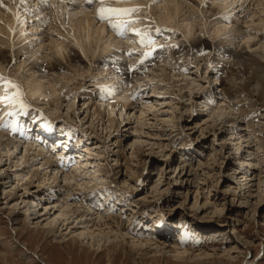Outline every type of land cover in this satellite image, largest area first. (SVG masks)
I'll return each mask as SVG.
<instances>
[{
	"label": "rangeland",
	"instance_id": "374dc122",
	"mask_svg": "<svg viewBox=\"0 0 264 264\" xmlns=\"http://www.w3.org/2000/svg\"><path fill=\"white\" fill-rule=\"evenodd\" d=\"M215 1L222 4L219 0ZM176 2L182 7L181 13L175 17L174 8L175 5L178 6ZM191 4L186 0H158L151 8L154 9L155 19L163 24H170L165 22L167 15L175 17L172 18V24L176 26L181 25V17L187 19L193 30L191 38H188L191 44H203L201 40L208 37L218 43V46H213L218 47L217 49L229 48L231 44L234 46V55H228L231 56L228 58L229 64L217 73L218 83L212 77L215 74L207 71V63L204 62L205 54L209 53L191 51L189 56L173 57L169 61L171 64L163 62V66L157 64L146 69L141 77L144 78L147 74L149 77L141 82L143 89L140 98L136 99L135 104L128 103L130 107H126L122 114L120 110L123 109V101L117 102L120 105L115 102L117 105L111 110L107 105L104 107L111 100L103 102L100 98L102 102H99L96 99V103L93 100L95 104L92 105L93 102L91 99L89 101L86 93H83L85 97L78 102L76 98L75 102L63 99L62 104H57L52 101L55 99L53 98L49 100L52 106L38 104L55 119L71 121L80 128L83 134H76L79 137L77 141L81 140L80 137L86 139L81 153L86 147L89 155L80 154V159L74 161H86L83 165L90 169H83L81 175L77 172L78 176L72 173V178L71 173L66 174L68 183H63L59 178L60 180L56 179L59 184H51L53 173L49 174V170L41 171L29 183L28 191L44 195L40 197H43L41 204L56 206L60 202L64 206L71 203L69 200L73 195L76 199L72 198V203H82L79 204L81 207L77 209V214L84 213L85 207L93 206L94 198L113 200L109 202L112 209L108 205L101 207V210L94 212L96 215H92L89 222L96 226L91 230L93 237L95 234L98 236L94 238L96 240L100 239L99 236L104 239L107 234L108 241L114 242V235L109 230L122 232L127 237L124 243H118L119 251L112 253L114 262L110 264H264V57L257 54L264 42V30L261 29L260 36H256L254 42L250 43L253 53L246 49L245 43L249 34L255 35L257 32L252 29L255 22L257 27L262 28L259 20L264 19V15L259 11L260 7H253L254 10L251 8L250 13L248 11L246 14L252 17L256 12L255 17L247 19L246 25L237 23L242 29L230 27L225 35L213 40V33L221 25L216 22L207 25L210 20L205 22V26L200 20L202 16L210 19V13H207L209 11L203 9L201 16ZM252 11H255L253 15ZM89 14L90 10L87 15L72 14L76 25L65 20L61 12L57 17L62 24L68 23V28L70 24L77 27L75 35L83 36L81 26L85 19L92 20ZM240 16L238 13V21L242 18ZM52 18L54 21V16ZM95 25L98 24L94 23V27ZM54 31L55 34L52 35L58 38L57 31ZM181 31L185 32L183 29ZM164 34L170 37L169 33ZM106 35L108 34L105 37ZM184 35L186 37L185 33ZM182 37L183 35H177L173 40L179 43ZM107 39H101L102 43L99 42V45H103ZM205 42L207 41H204L203 47L208 43ZM217 49L212 50L218 51ZM243 52H249L250 56L241 60L235 58ZM221 53H211L216 54L217 66L224 59ZM111 60L116 61L112 57ZM85 61L86 65H90ZM241 61L247 62L244 64ZM77 63L73 65L79 73L75 76L73 69L46 73L44 81L49 86L44 90L48 92L50 87L60 89L62 85H66L68 89L87 87L89 94L94 93L95 85H101V80L98 79L102 77V73L99 72L100 76L97 72L95 75V71L83 72L82 67H78L84 65ZM116 63V67H119L117 61ZM185 68L187 71H184ZM14 69L11 66L10 70ZM18 70L17 75H20L25 68L20 66ZM94 77L97 78L91 81ZM66 78L70 81H66ZM61 95L59 97L63 98ZM121 95L114 98L119 101L120 98L117 97ZM95 106L102 117L95 113ZM75 109L77 114L73 116ZM2 139L5 143L9 140L16 141L5 137ZM23 144L16 142L17 152L20 150L22 153ZM32 158L31 156L28 160ZM250 159L253 161L251 169L245 168L243 165L249 164L247 161ZM31 160L29 164L37 163L34 158L36 163ZM241 160L246 163L241 164ZM12 161L17 160L13 158ZM75 162L68 163H72V166L74 163L75 166ZM91 162L94 167H89ZM8 173L9 175L0 176V254L7 256L8 264H108V252L102 250L103 247L89 246V241L77 240L70 235L62 237V234L68 233L66 231L60 233L59 230L56 239H53L46 236L39 229L40 226L33 229L31 223L35 221L32 218H37V211L42 212L41 204L37 208L27 204L25 209L15 211L14 204L23 200L25 191L12 190L15 187L14 176L11 172ZM43 174L46 178L42 181L40 178L45 177ZM246 176L252 180L247 185V181L244 182ZM41 182H45V185L41 186ZM6 192H9L8 197ZM88 192L92 193L89 197ZM38 198L36 203L39 202ZM22 205L26 204L20 206ZM59 209L60 207L57 210ZM19 212L21 215L17 216L18 220L13 221L10 216ZM100 216L104 219H96ZM87 218L85 220L89 221ZM79 220L80 218L75 222ZM102 224H107L110 229L101 226ZM130 238L149 245L137 246L130 243ZM69 239L71 242L59 244ZM145 239L146 242L142 241ZM72 240L76 242L72 243ZM167 245L172 252L165 248ZM236 247H239L238 253L227 254ZM130 248L135 251L131 253ZM174 250L193 254L203 251L212 257L207 261H199L200 257L195 255H188L186 258V254L178 258L175 257Z\"/></svg>",
	"mask_w": 264,
	"mask_h": 264
},
{
	"label": "bare ground",
	"instance_id": "6f19581e",
	"mask_svg": "<svg viewBox=\"0 0 264 264\" xmlns=\"http://www.w3.org/2000/svg\"><path fill=\"white\" fill-rule=\"evenodd\" d=\"M164 1H168V0H164ZM186 1L189 3L192 2V4L194 5L193 8L195 9V12L197 14H200L201 16L203 15L202 14L203 8L201 6H202V2L204 0H186ZM208 1H209V3H206L205 5L207 7V11H209V13H210L211 18L205 19V17L202 16L200 21L205 23V22L211 20V22L207 23V25H209L212 22H214V23L216 22V24H220L222 27V28L220 27L219 30H217L215 33H213L214 34L213 40L214 39L216 40V38H219L221 35H223L226 30H229L230 27L235 26L237 28L239 27V29H242V27L238 26L237 23H241V24H245V25L248 24L247 19L255 17V15H256L255 11H252L251 15H253L254 14L253 12H255V14L252 17H249V15L246 14V13H248V11L250 13L251 8L254 10L253 7H255V8L260 7L259 11L261 10V14L264 15V0H228V2H226L224 0H219V3H222V4H218V2H216L215 0H208ZM146 2L148 3L149 0H146ZM138 3H140V2H138ZM178 3L179 2H176V4H178ZM132 4H135V2L134 1H128L125 3L115 2L114 6L119 9V8H124L125 5H132ZM153 5H154V3H152V6ZM149 6L151 7V3H149ZM181 7L182 6L180 4H178V6L175 5V8H174V9H176L175 15H174L175 17L181 13L180 12ZM155 9H157V8L155 7ZM234 9L237 10V14L238 13L241 14L240 17H242V18H239V21L237 19L238 17L236 15H234V13H233ZM151 10H152V8H151ZM55 11H56L55 15H54V18L56 19L55 21L59 20V17H57V16H59L58 14H60V12L62 11L63 12L62 15L64 13L68 14V18H67L68 22H74L72 24H75V21H73L74 18L72 17V14L79 13V14H86L87 15L88 9L87 8H83V9L82 8H72L71 10L66 11V8H65V9L60 11V9L58 8ZM192 11H194V10L192 9ZM147 13L149 15L151 13L153 14L154 10L152 12L149 9L147 11ZM217 14H219L220 16ZM215 15H217V16H215ZM175 17H172V18L175 19ZM0 18H3V17L1 16ZM172 18L167 15V18H165V22L170 23L168 25H172L177 29H183L185 31L184 33L186 34V38H191L193 30L190 28V23H188L186 21L187 19L181 17V19H182L181 25L176 26V24L175 25L172 24ZM212 18H214V19H212ZM199 19H200V17H199ZM77 20H78V18H77ZM252 21L255 22V20H253V19H252ZM58 22H59V24L61 23L60 20ZM259 22H260V25L262 26V28L257 27L258 24H256V22H255L254 28H252V29L255 32L257 31L260 33L256 32L255 35H254V33H252L253 35L249 34L247 40L245 41L246 49L251 50V52H252L253 47L250 46V43L254 42V39H256L255 38L256 36L257 37L260 36L259 34H261V31H260L261 29H262V31L264 30V19H260ZM178 23H180V22H178ZM230 24H232V26H229ZM204 25L206 26V23ZM21 26H22V21L18 22V25L16 27H14L13 25H10V24L8 25L6 23L0 24V70L3 71L2 74H4V76H6L3 78L9 80V82H10V84H7V80L0 82V97H3L5 95L16 96V98H17L16 107L20 108L21 106H25V103L30 102L31 100H33L32 102H34L33 107L36 106L38 108V104H40V106H42L43 104L52 106L50 104L51 101H49V100H51L53 98H55L56 101H55V99L52 101L56 102L57 104H62L61 102L63 101V99H65V100L68 99L67 102H69L70 100H72V102H75V98H77V97L73 96L74 93L72 94L71 97L65 98L67 96V93L65 91L64 94H62L64 97L62 95L61 96L63 98L59 97V91L65 88V86L62 85L63 83L61 84L62 86L60 87V89H57L55 87H50L48 89V92L46 90H44L46 88V86L48 85L47 84L48 82L46 83L44 81V80H46L44 78L46 77V73H48V72H52V74H53L54 71H58V70L64 71V69H66V70H68V69L72 70L73 69V72H75L74 73V76H75V75L79 74V73H77L78 70L74 67L75 66L74 63H77V61H78L79 65H81V64L84 65V66L76 65V66H79L78 69L80 67H82L81 69L84 70V71L82 70L83 72L92 71V73H94L93 71H95V75H97V73L99 75L102 72L105 73L109 67H114V68L119 69L121 66L120 64H118L119 67H116V65H117L116 61H112L111 58L109 56H107V54H109L114 49H120L121 47H120V44L116 43V41H113L111 39V36L106 35V37H105L106 32L104 29V25L102 23H99L97 26L95 25V27H94V23L92 22V20H90L89 18L85 19L84 23L81 26V31L83 32V36L75 35L77 27L75 28L73 25L71 26V24H70L69 28L68 27L66 28V32L68 33L66 36L68 38L64 35L63 32L55 29L56 27L54 24H51L49 27H45L39 33H32V34L26 33V29H24L23 26L22 27ZM133 26L135 27V24ZM255 27H257V28H255ZM36 28H31V29H36ZM53 30H56L58 33L57 35H59L60 37H63L62 38L63 40L59 36L57 38V36L55 37L54 35H52ZM103 38H106V39L108 38L106 40L107 42H105L103 45H99V42H101V39H103ZM110 40H111V43H109ZM112 41L114 44H117L118 46H115L112 43ZM217 48L213 47L214 50H216ZM49 50H52L50 52L51 54L48 53ZM217 50H218V52L221 51L222 55H223V53L227 54V55H230V54L234 55L233 50L228 48V47H223V48L220 47ZM117 54L118 53H116V52H112L111 57H113V56L115 57V55L119 56ZM257 54L264 57V42L261 44L260 52ZM245 56H250V53L249 52H245V53L243 52V54L242 53L237 54L235 58L241 60V59H245ZM152 57H153V55L149 56L146 59V61L150 62ZM85 60H87L90 65H86L87 63ZM12 61H14L13 62L14 66L11 64ZM216 62H218V60H216ZM241 62L244 63L243 61H241ZM246 62L247 61H245L244 64H246ZM258 63L260 64V62H258ZM9 64H11V65L8 66ZM224 65H226V64L219 62L217 67L219 69V68H221V66H224ZM11 66H12V68L15 67V69L10 70ZM20 66H23V68H25V70L20 75L16 76L17 71H19L18 69ZM207 67H208V64H207ZM5 69H7V70L5 71ZM10 71H12V73ZM36 74L38 76H36ZM122 75L125 76V74H122ZM14 76H16V77H14ZM68 79L66 78V81H68ZM263 82H264V80H263ZM219 83L221 84L222 80H220ZM99 84L102 85L103 89L105 88V91L110 92L113 90V88H112L113 80L111 78H106L104 80H101V83L99 82ZM229 89H231V88H229ZM87 94L89 95V97H88L89 101L91 99L93 102L92 105H94L96 103V101L94 103V101H93L94 98L92 97L93 93H90V94L87 93ZM26 97H29V98H26ZM103 97L101 95L102 101L106 102V100H108L107 96L105 97L107 99H103ZM117 98H120V100L122 99L121 101L119 100L118 102L123 101V103H124V105H122V107H121L123 109L120 110L121 113L119 112L120 114H122V111H124L126 107L129 108L130 105H127L128 104L127 96L125 94H122L121 97H117ZM76 101L78 102V100H76ZM98 101L102 102L100 100V98ZM109 104H111V106ZM105 105L109 106L110 109L113 110V108L115 107L114 105H116V104H115V101H111V102H106V104H104V107L106 108ZM12 108H13L12 106H6L4 104H0V122H1V119L3 117H5L8 112L12 111L11 110ZM107 111H110V110H107ZM19 112H20V110L16 111L14 113V117L21 116L22 114H18ZM76 112L77 111L75 109L73 111V116H75V114H77ZM95 113L96 114L98 113L99 116L102 117V113H100L98 107L95 108ZM221 113H222V115L224 114V112H221ZM25 115H26L27 120L30 121V120H32V117L34 118L36 116H39V113H37L35 111H31V113L29 112L28 114H25ZM93 115H94V113H93ZM8 118H9V116L6 119L7 121H2L0 123V150H1L0 151V164H2L0 166V169H1L0 176L3 177L6 175H9L8 171L11 172L12 176H14V182H15V187L12 190L22 189L25 191L23 194V200L21 202H15V204H14V206L16 207L15 211H18L20 209H25L27 204H30L31 207H35V208H37L41 204L40 201L43 200V197L42 198H40V197L44 196V195H36L37 194L36 192L28 191V189L30 188L29 183H32V181H33L32 179L34 177L37 178V175L39 172L41 173V171L49 170V174L53 173L51 184H55V183L59 184V181L56 180L59 178L62 179L63 183H66V182L68 183L69 179H67L68 177H66V174L68 175L69 173H71V176L70 175L69 176L72 178L73 177L72 173H73V175H74V173L77 175V172H78V174L81 175L82 171H84V170L88 171L90 169V168L87 169L86 166L84 167L83 163H86V161H84L82 163L80 161L75 162L74 160L66 159L67 158L66 155L63 154L64 150H59V149L57 150L56 149V150H52V151L48 152L46 149L43 148L47 144H45L43 146L38 145V146L34 147L33 145H37V144H33L32 142L35 141V139H32L30 137L27 138V141L24 144L22 143L23 144L22 153L20 152V150L17 152L16 148H18V146H16L15 144H16V142H20V139L10 137L9 139H14L16 141L12 142V140H9V141H7V143H5L2 139L4 137L3 135L7 133L6 131H9L10 135L16 136L18 134V132L26 133V130H29L30 128H29V126H27L26 128H25V126L15 127V126H13L12 120L9 121L10 119H8ZM211 118H213V117H211ZM214 118H215V116H214ZM221 118L223 119L224 116H222ZM39 119H40V121L36 122V124L37 125L38 124L44 125L45 119H43V118H39ZM112 121L115 122V120H113V119H112ZM117 122H118V120H117ZM5 125H7V126L5 127ZM28 125H29V123H28ZM1 128L5 129V130H3L1 132ZM60 130L58 129V132H61ZM31 131H32V129H31ZM79 132L81 134H83V132H81V131H79ZM59 138L62 140L63 137H58V140H60ZM80 139H81V137H80ZM66 144H67V140L62 141L60 149H62V147H64ZM10 145H11V147H10ZM21 149H22V147H21ZM30 150H33L35 153L30 151ZM85 151L88 153L86 147H84V152ZM17 153H18V156L16 155ZM31 154H33V155H31ZM15 155L17 157H14ZM88 155H89V153H88ZM20 156H21V158H20ZM31 156L37 161V163L35 162V160L33 161V158H32V160L31 159L30 160L35 162L36 164H32V163L29 164L30 160H28V159ZM13 158H15L17 161L13 162L12 161ZM21 160H22V162H21ZM68 162L69 163L75 162V166H74V163L72 166V163L69 165ZM247 162L249 164L243 165V166L245 168L251 169L250 166L252 165L251 162H253V161H251V159H250ZM244 163H246V161L241 160V164H244ZM89 167H94L92 162L90 163ZM58 174L60 176H57ZM76 175L74 177L75 180H76ZM42 176H45V174H43ZM44 178H46V176L41 177L40 179L43 181ZM78 179H80V178H78ZM246 181H247V183H246V185H247L252 180L249 177H247L244 180V182H246ZM75 182L77 183L78 180ZM40 185L41 186L45 185V182H41ZM81 186L82 185H79V187H81ZM41 188H43V187H38V189H41ZM45 192H46V190H45ZM41 193H43V192H41ZM5 194L7 195L6 197H8L9 192H6ZM91 194L92 193L88 192L87 197H89ZM87 197H85V198H87ZM37 198L39 200L38 203L35 202L37 200ZM72 198L74 199L75 196L72 195L70 197V200H69L71 203L66 204L65 206L60 205L61 202L57 206L55 204L54 205H52V204L50 205L47 203L41 204L42 212H39L36 210L37 215H36V213H35V215L37 216V218H32V221H35V223L34 222L31 223L34 226L32 228L35 229V228L40 226L39 229H41L43 231V233H45L46 236H48L49 238L51 237L53 239H56V237H57L56 235L58 234V231L60 230V233L63 231L68 232L67 234L66 233L62 234V237H64L65 235H70L72 238H76L77 240L78 239H80L82 241L87 240V242L89 241V246H92V247L96 246L97 248L103 247L102 250H104L105 252H108V255H107L108 264H110L111 262L113 263L114 261H113L112 253L114 251H119L120 246L118 245V243H122V242L124 243V241L127 239V237H125L124 233L122 234V232L116 233L114 231L112 232L111 230H109V232L113 233V235H114V238H115L114 242L108 241V236H106L107 234L104 236L105 237L104 239L102 238L103 236H99L100 239L98 238V240H96L94 238L97 235L95 234V237H93L92 236L93 233L91 231V230H93V228L95 229L96 226L93 224H89V222L91 220L90 218L92 217V215H96L94 212H98V211H96L98 209L101 210V207L105 208L109 202L107 200L103 201L104 198H101V197H98L99 200L94 198V200H92L93 206H87V207H85L86 209L83 208L84 213L82 212V214L80 213L81 214L80 215V214H77L76 212H78L77 209L81 207L80 205L82 203L80 202L81 204L80 203L74 204V203H72V200H73ZM62 203H64V202L62 201ZM21 204H26V205L20 206ZM59 207H60V209L57 210ZM55 208H56V210L54 211ZM68 208H69V210H68ZM20 215H21V213L19 212L17 214H15V213L12 214L10 217L13 218V221H17L18 219H16V218H17V216H20ZM31 215H33V214H31ZM49 216H52V218H50ZM84 216H85V218L88 217L87 220H89V221H86ZM103 216H104V214H103ZM103 216H100L99 218H96V219H99V220L104 219L105 216L104 217ZM78 218H80V220L78 222L76 221L77 222L76 223L75 220ZM73 219H75V220L72 221ZM107 219L108 218H105V220H107ZM92 221H94V220H92ZM95 221H97V220H95ZM75 225H78V226H75ZM79 226H81V227H79ZM101 226L106 227V228L108 227L107 224H102ZM107 229H110V228H107ZM98 231L100 232L101 230H98ZM97 234L99 235V233H97ZM120 237H121V239H120ZM130 240H131V238H130ZM142 241L146 242V239L142 240ZM66 242L67 243L71 242V239L64 240L63 242H59V244L66 243ZM75 242L76 241L72 240V243H75ZM130 243L136 244L137 246L149 245V244H145V243H140L138 240L137 241L131 240ZM164 244H167V243H164ZM152 245L153 244H151V246ZM161 245H163V244H161ZM104 247H106V248H104ZM165 248H169L171 250V248L168 245L165 246ZM130 249L132 251L131 253H133V251H135L133 248H130ZM175 249H177V248H175ZM234 249L235 250L233 252H228L227 254L238 253L239 247H236ZM97 250L99 251V249H97ZM171 252H172V250H171ZM174 253L176 254L175 257H178V258H182L183 255H185V254L187 255L186 258H188V255H192V256L195 255V257L196 256L200 257L199 261H207V260L211 259V257H212V255L205 254L206 252L203 253V251H198L197 254L188 253L186 251H181V252L175 251ZM0 263L8 264V258L6 255L4 256V255L0 254Z\"/></svg>",
	"mask_w": 264,
	"mask_h": 264
},
{
	"label": "snow or ice",
	"instance_id": "6c2138e0",
	"mask_svg": "<svg viewBox=\"0 0 264 264\" xmlns=\"http://www.w3.org/2000/svg\"><path fill=\"white\" fill-rule=\"evenodd\" d=\"M40 3H47V0H39ZM96 2L100 3L101 5H105L107 3V0H96ZM117 3H125L128 2V0H115ZM152 2L155 4L158 2V0H152ZM21 3H24V0H21ZM86 4H93L94 0H85ZM2 7V5H0ZM140 9H116V8H111V7H100L97 9V17L99 19H106V18H111L114 16H119L121 14L123 15H129L133 12H137ZM115 26V25H113ZM0 104H4L6 106H12L16 107L17 105V98L16 96H8L5 95L3 97H0ZM18 114H24V109L23 107L20 108V112ZM7 115L12 116V112H8ZM7 125H5L6 127Z\"/></svg>",
	"mask_w": 264,
	"mask_h": 264
}]
</instances>
